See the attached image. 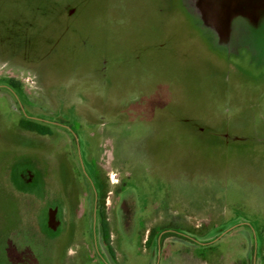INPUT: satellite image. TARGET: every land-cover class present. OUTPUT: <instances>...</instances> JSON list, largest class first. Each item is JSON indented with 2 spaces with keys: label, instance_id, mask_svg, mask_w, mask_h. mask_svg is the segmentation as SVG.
Listing matches in <instances>:
<instances>
[{
  "label": "rangeland",
  "instance_id": "374dc122",
  "mask_svg": "<svg viewBox=\"0 0 264 264\" xmlns=\"http://www.w3.org/2000/svg\"><path fill=\"white\" fill-rule=\"evenodd\" d=\"M252 33L260 57L184 0H0V264H264Z\"/></svg>",
  "mask_w": 264,
  "mask_h": 264
},
{
  "label": "water",
  "instance_id": "95a60500",
  "mask_svg": "<svg viewBox=\"0 0 264 264\" xmlns=\"http://www.w3.org/2000/svg\"><path fill=\"white\" fill-rule=\"evenodd\" d=\"M184 1L192 19L202 30L217 38V46L235 54L247 48L253 56H261L262 41L254 38L252 32L264 29V0Z\"/></svg>",
  "mask_w": 264,
  "mask_h": 264
},
{
  "label": "flooded vegetation",
  "instance_id": "af4514ba",
  "mask_svg": "<svg viewBox=\"0 0 264 264\" xmlns=\"http://www.w3.org/2000/svg\"><path fill=\"white\" fill-rule=\"evenodd\" d=\"M244 51V50H243ZM241 53V52H240ZM239 53V54H240ZM240 56H241V54H240ZM243 57L245 58V56H244V54H243ZM242 57V58H243ZM27 119V118H26ZM26 119H22V120H20L19 121V126L21 127V122H23L24 120H26ZM29 120H32V121H34L33 119H29ZM45 121V120H44ZM36 122V121H35ZM38 124H41V125H43V126H46L44 123H39V122H37ZM54 125H56L55 124V122H52ZM22 128V127H21ZM50 131V130H49ZM41 134H43V135H47L48 133H41ZM43 168V167H42ZM67 168V167H66ZM65 170V169H64ZM64 173H65V171H64ZM27 176V178H26V180H28V178H29V176L28 175H26ZM94 184H95V187H96V189L95 190H93L92 189V191L94 192V194H95V202H94V209L96 208V205L98 204V185L96 184V182H95V178H94ZM53 187V186H52ZM94 187V188H95ZM57 194V193H56ZM59 197H61L60 196V194H58L57 195V197H56V202L58 201V202H62V200H61V198H59ZM64 200V199H63ZM60 204V203H59ZM95 211H97L96 209H95ZM55 215H56V212H55V210H54V207L53 206H45L44 207V223H45V225H46V227L47 228H49L50 230H53V229H55V227H57V222H56V219H55ZM96 215V214H95ZM52 224H54V226L52 225ZM101 234H102V237H103V239H106V238H108V231H107V233H105L104 232V230L102 229V231H101ZM148 239H149V236H148V238H147V240H146V242L148 241ZM158 242L160 243V240H161V235L160 236H158ZM158 243V244H159Z\"/></svg>",
  "mask_w": 264,
  "mask_h": 264
},
{
  "label": "trees",
  "instance_id": "16d2710c",
  "mask_svg": "<svg viewBox=\"0 0 264 264\" xmlns=\"http://www.w3.org/2000/svg\"><path fill=\"white\" fill-rule=\"evenodd\" d=\"M21 127L28 129L30 131H34L37 133H48L49 132V128H47L46 126H43L41 124H38L35 121L26 119L23 122H21ZM102 229L104 230L105 233H107V226L105 224V222H103L102 225Z\"/></svg>",
  "mask_w": 264,
  "mask_h": 264
}]
</instances>
